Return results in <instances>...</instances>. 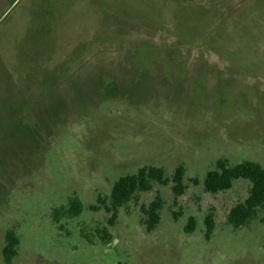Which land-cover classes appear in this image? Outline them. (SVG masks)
I'll list each match as a JSON object with an SVG mask.
<instances>
[{"label": "rangeland", "instance_id": "1", "mask_svg": "<svg viewBox=\"0 0 264 264\" xmlns=\"http://www.w3.org/2000/svg\"><path fill=\"white\" fill-rule=\"evenodd\" d=\"M220 158L264 169V0H0V264L8 232L11 264H264V210L226 221L249 182L204 191ZM178 165L182 196L154 182L109 223L119 177Z\"/></svg>", "mask_w": 264, "mask_h": 264}, {"label": "trees", "instance_id": "2", "mask_svg": "<svg viewBox=\"0 0 264 264\" xmlns=\"http://www.w3.org/2000/svg\"><path fill=\"white\" fill-rule=\"evenodd\" d=\"M185 167L178 165L173 173L168 176L161 167L142 166L135 173L119 177L112 185L111 191L106 197H98L97 203L110 214L109 223L112 224L117 216L118 210L131 201L136 193L152 190L155 182L163 187L171 184L174 198L182 196L187 186L184 183ZM238 180H246L250 184L249 192L243 202L237 203L230 209L226 216L227 223L234 229L243 228L256 218L259 210H264V169L256 162L244 160L235 165H230L227 159L220 158L215 162L214 168L209 170L203 179V188L206 193L218 194L230 190ZM197 184V180H192ZM164 202L159 193H156L153 201L148 205H142L141 211L145 216L143 224L145 230L152 232L160 221V211ZM83 205L77 197L68 200L67 207H59L53 211V219L56 223L62 218H73L81 214ZM205 238L209 240L213 234L215 224L213 215L208 213L204 218ZM195 230V220L190 217L184 227L187 234ZM103 240H109L106 230H103ZM106 236V239H105ZM109 242V241H108ZM18 240L8 232L6 234V245L3 248L5 264H11L16 256Z\"/></svg>", "mask_w": 264, "mask_h": 264}]
</instances>
